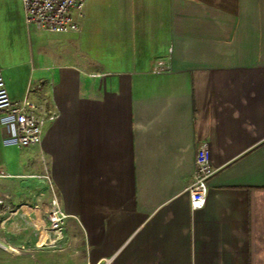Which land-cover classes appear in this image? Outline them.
Here are the masks:
<instances>
[{
    "label": "crops",
    "instance_id": "obj_1",
    "mask_svg": "<svg viewBox=\"0 0 264 264\" xmlns=\"http://www.w3.org/2000/svg\"><path fill=\"white\" fill-rule=\"evenodd\" d=\"M88 1L78 32L40 35L6 0L8 93L56 118L28 147L0 126V181L56 195L84 264H264V0ZM203 142L217 171L192 210Z\"/></svg>",
    "mask_w": 264,
    "mask_h": 264
},
{
    "label": "built area",
    "instance_id": "obj_2",
    "mask_svg": "<svg viewBox=\"0 0 264 264\" xmlns=\"http://www.w3.org/2000/svg\"><path fill=\"white\" fill-rule=\"evenodd\" d=\"M25 20L28 26L53 33L78 32L84 17L87 0H21ZM170 67L163 61L156 63V71H167ZM56 118L48 105L46 95L35 100L27 94L21 100H13L6 86L3 72L0 70V126L5 134L6 146L28 147L42 144L46 125ZM217 169L211 161L209 145L200 143L197 148L195 170L187 187L190 208H204L209 192V180ZM2 175H5L2 173ZM45 177L49 179V175ZM68 215L62 209L59 199L53 195L49 201L48 222L43 227L55 234H61Z\"/></svg>",
    "mask_w": 264,
    "mask_h": 264
},
{
    "label": "rangeland",
    "instance_id": "obj_3",
    "mask_svg": "<svg viewBox=\"0 0 264 264\" xmlns=\"http://www.w3.org/2000/svg\"><path fill=\"white\" fill-rule=\"evenodd\" d=\"M36 29L34 25L29 27L30 32L40 35L54 34ZM16 30L6 0H0V34L6 37ZM20 181L15 179L7 184L0 181V264H84L80 257L71 255L76 247L69 240L66 226L59 235L41 227L44 223L46 227L49 225L52 194H36L35 178Z\"/></svg>",
    "mask_w": 264,
    "mask_h": 264
}]
</instances>
